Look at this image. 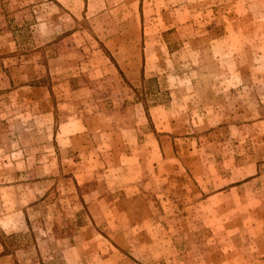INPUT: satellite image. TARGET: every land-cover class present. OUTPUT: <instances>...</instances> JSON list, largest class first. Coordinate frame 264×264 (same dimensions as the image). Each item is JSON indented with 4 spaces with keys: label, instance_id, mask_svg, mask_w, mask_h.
Returning a JSON list of instances; mask_svg holds the SVG:
<instances>
[{
    "label": "rangeland",
    "instance_id": "374dc122",
    "mask_svg": "<svg viewBox=\"0 0 264 264\" xmlns=\"http://www.w3.org/2000/svg\"><path fill=\"white\" fill-rule=\"evenodd\" d=\"M0 264H264V0H0Z\"/></svg>",
    "mask_w": 264,
    "mask_h": 264
}]
</instances>
